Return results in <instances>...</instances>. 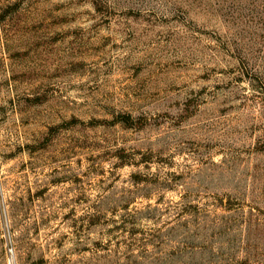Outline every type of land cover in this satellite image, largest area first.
<instances>
[{"label": "rangeland", "instance_id": "rangeland-1", "mask_svg": "<svg viewBox=\"0 0 264 264\" xmlns=\"http://www.w3.org/2000/svg\"><path fill=\"white\" fill-rule=\"evenodd\" d=\"M0 264H264V0H0Z\"/></svg>", "mask_w": 264, "mask_h": 264}]
</instances>
